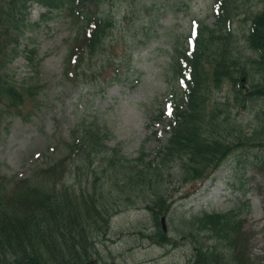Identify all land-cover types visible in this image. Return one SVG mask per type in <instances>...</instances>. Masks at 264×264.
Wrapping results in <instances>:
<instances>
[{"label":"trees","instance_id":"16d2710c","mask_svg":"<svg viewBox=\"0 0 264 264\" xmlns=\"http://www.w3.org/2000/svg\"><path fill=\"white\" fill-rule=\"evenodd\" d=\"M34 2L47 8L42 16L57 10L78 25L64 76L86 75L78 84L93 91L133 81L134 52L126 50L120 62L113 56L120 26L114 0H0V126L3 116L23 114L38 94L37 86L10 81L3 73ZM211 10V20L193 16L185 42L175 41L169 51L168 88L152 113L155 123L166 124L167 136L149 152L145 144L132 154L118 142L111 145L110 131L97 117L78 125L66 153L53 162L28 176L0 175V264H101L100 242L109 236L112 217L139 204L151 216L142 236L161 246L187 244L188 264H247L240 249L242 199L226 211L190 214L176 207L178 198L211 178L235 147L263 141L264 0H213ZM159 28L155 25L154 32ZM153 36L135 38L144 37L145 44ZM93 65L100 70L115 65L119 73L90 81ZM222 90L225 95L219 96ZM251 106L258 120L248 131L234 110ZM163 217L169 221L166 229Z\"/></svg>","mask_w":264,"mask_h":264},{"label":"rangeland","instance_id":"374dc122","mask_svg":"<svg viewBox=\"0 0 264 264\" xmlns=\"http://www.w3.org/2000/svg\"><path fill=\"white\" fill-rule=\"evenodd\" d=\"M162 1L153 4L151 0H114L112 10L120 26L114 36L113 56L120 62L126 50L134 52L133 57L132 54L126 57L133 58L134 68L130 69L133 81L114 82L106 90L103 84L95 91L78 84L86 75L77 80L64 76L66 58L78 25L57 10L42 16L47 8L36 2L31 5L27 10L28 25L18 42L11 44L14 54L7 58L3 73L10 81L37 86L38 94L26 103L23 114L14 112L3 116L1 176H28L53 162L66 153L79 130L78 125L97 117L110 131V144L118 142L127 154H132L141 144L149 152L159 140L165 139L166 124L155 123L152 113L168 88L165 64L170 59L169 51L172 52L175 41L185 42L193 16L211 20L213 0H180L172 6ZM151 17L155 19L154 24ZM155 25L160 26L157 32H154ZM142 33H154V36L144 44V37L135 38ZM92 62L95 65L96 58ZM125 63L122 62L124 67ZM94 65L88 68L90 81L94 77L100 81L111 80L119 73L115 65L105 70ZM218 95L224 96L225 91ZM234 112L248 131L255 129L258 117L252 106ZM260 137L262 145L254 140L244 147H235L211 178L193 186L188 196L176 202L177 210L192 214L201 210H230L242 199L245 213L240 249L247 264H264V135ZM180 195L178 191L175 196ZM150 218L143 204L116 213L108 238L100 242L99 262L188 264L187 244L181 241L177 246H161L142 236L139 231L151 226ZM174 219V223H179ZM168 222L165 220L166 226Z\"/></svg>","mask_w":264,"mask_h":264}]
</instances>
